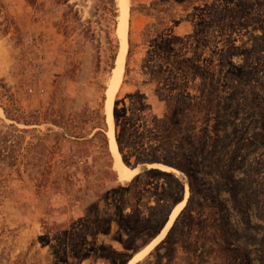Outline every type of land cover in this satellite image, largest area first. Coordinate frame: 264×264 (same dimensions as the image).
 Returning <instances> with one entry per match:
<instances>
[{"label": "rangeland", "instance_id": "rangeland-1", "mask_svg": "<svg viewBox=\"0 0 264 264\" xmlns=\"http://www.w3.org/2000/svg\"><path fill=\"white\" fill-rule=\"evenodd\" d=\"M0 264H264V0H0Z\"/></svg>", "mask_w": 264, "mask_h": 264}, {"label": "bare ground", "instance_id": "bare-ground-1", "mask_svg": "<svg viewBox=\"0 0 264 264\" xmlns=\"http://www.w3.org/2000/svg\"><path fill=\"white\" fill-rule=\"evenodd\" d=\"M117 76V75H116Z\"/></svg>", "mask_w": 264, "mask_h": 264}]
</instances>
